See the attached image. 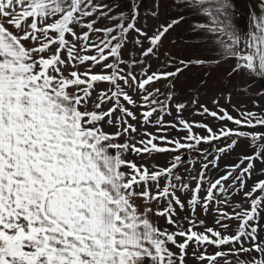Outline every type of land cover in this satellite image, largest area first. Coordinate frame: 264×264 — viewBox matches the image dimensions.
I'll use <instances>...</instances> for the list:
<instances>
[{"label":"snow or ice","instance_id":"obj_1","mask_svg":"<svg viewBox=\"0 0 264 264\" xmlns=\"http://www.w3.org/2000/svg\"><path fill=\"white\" fill-rule=\"evenodd\" d=\"M141 2L0 0V264H264V179L248 186L264 110L231 103L264 97V0H239L243 28L237 0H153L143 15L167 18L151 32ZM221 65L211 108L175 99L193 67ZM192 106L201 120L184 117ZM241 141L248 152L221 169Z\"/></svg>","mask_w":264,"mask_h":264},{"label":"rangeland","instance_id":"obj_2","mask_svg":"<svg viewBox=\"0 0 264 264\" xmlns=\"http://www.w3.org/2000/svg\"><path fill=\"white\" fill-rule=\"evenodd\" d=\"M105 2L109 3V4H113V5H118V7H116V9H115V12H119L121 10H126L127 6H128V0H105ZM237 2L240 3L239 0H237ZM240 4H243V3H240ZM140 7H141V11H142V15L140 17V22L146 23V26H147V29L149 30V32H151L154 27H156L159 23H161L164 19L167 18L163 13V8L161 9V16L159 19L153 18V16H151V15H147L146 17H145V15H143V13L145 11L152 9L153 0H142ZM115 12L113 13V15L115 14ZM241 13H243V10H241ZM241 17H243V16H241ZM191 19L192 18L189 17L188 21L181 24L183 26V28L185 30V34H186V36L182 37L183 42L189 36L187 28H188V23L191 21ZM111 23L112 22H110V21L101 19L97 26H104L106 24L110 25ZM175 30L170 33L169 40L165 41V47L169 48L172 51L178 50L177 48H175L174 46H172L170 44V40L175 39L174 35H180V30L179 29H177V31H175ZM189 43L195 44L196 41H194V40L189 41ZM155 68H156V64H155V62H153V70H155ZM227 70H228L227 65H221L219 68H214L210 72L206 71L204 68L193 67L191 69V72L186 74V77L181 78L184 82L182 84H178L177 87L174 89L175 99H178L180 101H188V100H192L194 98H198L201 103H205V104H207L208 107L211 108L213 106L211 104L212 99L213 98H219L218 93H219L220 87H221V79L220 78L224 76V74L226 73ZM201 77H205L206 83H203V84L198 83L201 80ZM227 83H228V81L226 79L223 80V84L225 86L227 85ZM102 87H106V85H104ZM155 87H160V84L155 85ZM256 87L257 88L260 87V84L258 83L256 85ZM254 91H255V88L251 90V92H254ZM225 95H226V93H225ZM252 98L253 97H252L251 93L248 96L233 95L231 97V103L233 105H236L237 107H240L241 103L243 102L244 104H247L248 110H255V111L264 110V97L260 98V109H253L252 108V104H251ZM220 105L228 108L229 111L232 112V115H234V116L236 115V113L234 111H232L231 107L229 106V104L226 102L225 99H220ZM194 107L195 106H192V108H189L188 110H186L183 113V115L185 118H187L189 120L199 121L202 119V117L197 116V115H193L192 109ZM165 119L171 120L172 117L166 116ZM207 122L210 124V126H213V127H216L219 123L217 121L212 120L211 118H207ZM227 126L228 127H234V125H232L230 123ZM148 130L153 131L154 129L149 128ZM196 131H198L200 134H204L202 130L197 129ZM256 131H264V129H256ZM184 134L185 133H183V132L178 133V135H180V136H183ZM202 147L210 148L211 145H202ZM247 152H248L247 144L244 141H241L240 144L238 145V147L235 149V151L231 154V156L229 158L221 160L220 168L223 169L225 164L235 163L237 153H247ZM186 155L191 156V158L194 160L196 159V153H188ZM209 158L211 159V157H209ZM167 159H168L167 156H155L154 158L148 160L147 163H150V164L151 163H158L160 165H164V163ZM186 166L187 165L182 166L181 172L184 171V167H186ZM199 167H200V163H199V161H197L196 168L199 169ZM261 167H264V166H262L260 164L256 165L257 171L253 174L252 179L248 180V186L249 187H251V185L253 184L254 181L259 180V179H264V175H260V172H259ZM219 174H221V173L218 172L217 169H211L209 171V175L211 177H216ZM245 190H247V189H245ZM231 199L234 203L239 202L240 196L239 195H233L231 197ZM197 215L199 216L200 219H204L208 226H214V218L215 217L211 211H209L207 216H204L199 211L197 212ZM159 223L161 226L164 225L163 220H160ZM231 225H232V228H235L236 222L232 221ZM229 233H231V228L229 229ZM260 235H261V238L264 239V232H261ZM208 251L209 252H215L216 249L215 248H209ZM189 252H191V249H189ZM256 255H257L256 253H252L251 256L245 254L244 256L241 257V259H245V258L251 259L252 256H256ZM230 259L234 260L235 258L231 257ZM188 264H196V262L194 260H189ZM220 264H223V261H221Z\"/></svg>","mask_w":264,"mask_h":264},{"label":"crops","instance_id":"obj_3","mask_svg":"<svg viewBox=\"0 0 264 264\" xmlns=\"http://www.w3.org/2000/svg\"><path fill=\"white\" fill-rule=\"evenodd\" d=\"M237 8H238L239 11L243 10V13H242L243 17H241V19L239 21V24H240L241 28H243V27H245V19H244V17L246 16L247 9L244 7L243 4H240L238 2H237ZM177 29L180 30V35H174V37L177 40V42L182 43L183 42V38L182 37L186 36L185 30H184L182 25H180ZM177 29L175 31H177Z\"/></svg>","mask_w":264,"mask_h":264}]
</instances>
